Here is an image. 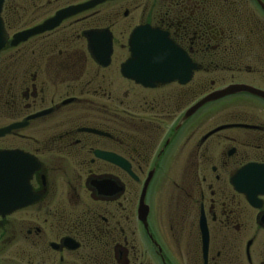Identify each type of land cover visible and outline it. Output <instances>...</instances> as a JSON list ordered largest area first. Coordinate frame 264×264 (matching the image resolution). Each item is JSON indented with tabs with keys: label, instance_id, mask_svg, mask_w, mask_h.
<instances>
[{
	"label": "flooded vegetation",
	"instance_id": "obj_1",
	"mask_svg": "<svg viewBox=\"0 0 264 264\" xmlns=\"http://www.w3.org/2000/svg\"><path fill=\"white\" fill-rule=\"evenodd\" d=\"M94 1L1 2L0 264H264V0Z\"/></svg>",
	"mask_w": 264,
	"mask_h": 264
},
{
	"label": "water",
	"instance_id": "obj_2",
	"mask_svg": "<svg viewBox=\"0 0 264 264\" xmlns=\"http://www.w3.org/2000/svg\"><path fill=\"white\" fill-rule=\"evenodd\" d=\"M101 1L103 0H96L91 4H87L81 7L96 4ZM1 2L2 0H0V8ZM258 4L264 9V6L261 2H258ZM58 16L59 14L54 19H57ZM56 24L57 20H50L46 23H43L38 28L30 30L29 32L17 33L13 37L12 44H16L17 42L24 40V38L30 34H36L34 32L51 29ZM141 31H144L145 33H142ZM139 38L143 39V41L138 43L139 45H142L141 48H138L135 45V42ZM6 39L7 35L4 32L0 19V49L4 46ZM155 39H157V36H155ZM129 45L132 55L131 59L128 60V62L124 64L121 69L122 75L124 77L129 78L137 83H141L145 86H148L150 82L163 83L169 82L174 78V75L172 74V69L170 68V60L168 55V50L171 49V46L164 36L158 37V41H156L154 40V36L150 28L146 26L140 27L135 29L134 32L131 33ZM140 54L144 56L143 59H140ZM140 61L144 62L145 64L143 67H133L135 63ZM253 92L258 93L256 91ZM223 94H225V92H217L211 94L208 97L204 98L201 102L197 103L194 108L200 106L205 102L212 101ZM3 132L4 131H1L0 134H2ZM10 155L11 152H0V183H4L2 186H0V212L2 213L4 209L8 210V208H10V196L8 194L9 189L7 185L8 176L10 174V166L8 161Z\"/></svg>",
	"mask_w": 264,
	"mask_h": 264
}]
</instances>
